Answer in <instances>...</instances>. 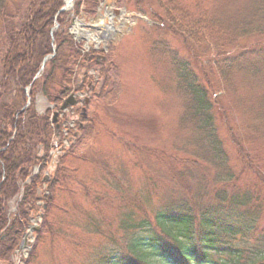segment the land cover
Returning a JSON list of instances; mask_svg holds the SVG:
<instances>
[{
	"label": "trees",
	"instance_id": "obj_1",
	"mask_svg": "<svg viewBox=\"0 0 264 264\" xmlns=\"http://www.w3.org/2000/svg\"><path fill=\"white\" fill-rule=\"evenodd\" d=\"M74 1L71 12L59 14L64 0H0V98L9 94L12 100L0 104V264H14L30 220L39 214L42 218L34 232L35 243L28 257L21 259L22 264H38L39 248L56 235L58 214L68 212L72 205L74 211L78 207L74 202L70 208L62 205L63 196L72 198L74 190L87 197L95 194L79 181L77 170L73 177L65 169L68 163H86L76 151L94 132L88 116L75 111L68 120L76 124L77 134L70 131L65 135L61 126L57 137L52 110L40 114L36 107L39 95L58 108L69 94L83 91L91 95L92 104L116 83H111L113 72L107 57L103 63L95 56L98 52L85 58L82 45L68 30L71 14L94 18L102 0ZM239 1L208 0L202 13L195 15V9L189 12L178 0L168 4L167 0H117V5L131 4L147 14L154 29L175 27L185 40L207 51L215 45L217 55L209 62L208 71L201 69L203 79L192 67L193 61L179 59L177 53L170 58L175 91L182 101L179 125L191 134V164L214 166L221 175L193 187L184 182L182 173L181 186L172 200L152 218L133 220L127 215L121 225L129 237L122 249L102 251L91 264H157L156 259L162 264H264V176L259 175L248 150V145L264 140V101L254 98L255 119L247 131L227 132L239 153L237 166L231 165L219 131L222 94L234 92L241 83L251 87V83L264 80V50L257 51L255 41L264 38V0ZM231 7L236 9L234 13ZM153 47L154 52H167L163 46ZM52 54L35 80L43 60ZM192 58L198 64V57ZM95 67L101 70L102 85L92 90L87 74ZM217 94L221 96L216 98ZM257 101H262L261 105ZM241 135L248 140L242 141ZM64 140H69L66 148ZM56 148L62 155L53 164ZM68 182L75 188H69ZM11 203L14 213L10 212ZM75 213L86 216L78 210Z\"/></svg>",
	"mask_w": 264,
	"mask_h": 264
},
{
	"label": "rangeland",
	"instance_id": "obj_2",
	"mask_svg": "<svg viewBox=\"0 0 264 264\" xmlns=\"http://www.w3.org/2000/svg\"><path fill=\"white\" fill-rule=\"evenodd\" d=\"M116 1L102 2L98 15L94 18H88L84 13L76 17L71 14L68 30L76 22L81 23L79 42L85 44L86 33L91 39L97 37L102 40L97 54L102 57L101 63L107 57L110 71L114 73L111 83H116L109 93L102 94V97L87 108L89 128L92 127L94 132L76 151V155L84 156L86 163H68L65 166L73 177L76 176L75 170L79 172V181L95 193L92 196L97 200L94 201L92 196L87 197L85 193L81 194L76 190L72 198L63 196L62 205L70 208V202H74L73 204L78 205L76 211L86 213V216L75 213L73 205L68 212L59 213L55 221L56 235L48 239L47 245L39 248L38 264H91L94 256L102 251L122 249L121 246L129 237L128 232L122 228L123 219L127 215L133 217V220L141 217L152 218L177 194L182 173L186 178L184 182H190L193 187H197L206 178L207 181L203 183L209 180L213 182L221 175L214 166L200 163L201 167H196L191 164V134L188 135L179 125L182 101L175 91V76L170 58L172 53H177L179 59L193 61L192 67L203 79L201 69H210L209 62H214L217 55L215 45L207 51L204 50L205 47L185 40L175 27L168 30L169 26L163 25L161 30L154 29L153 21L147 14L140 12L138 8L135 10L131 4L125 5L126 7L117 5ZM178 1L189 12L195 9V15L202 13L205 3L208 2ZM169 2L171 0H167V4ZM239 2L243 3L244 0ZM115 9H126L128 16L124 18L121 13L114 12ZM231 10L232 13L236 11L233 7ZM170 15L174 17V13ZM112 17L114 26L120 28V31L112 39L105 41L102 38V28L110 25ZM122 22L125 23L124 26H121ZM212 41H215L214 37ZM255 41H258L257 51L264 50V38ZM153 44L163 46L167 52H154ZM94 46V42L90 43L91 54ZM191 49L194 50L192 54ZM195 56L198 57L196 65L192 58ZM100 71L97 67L90 69L87 74L88 82L100 87ZM251 85L255 88L241 83L234 92H224L222 100L219 101L223 108L219 131L233 167L239 162V153L228 140L227 132L247 131L255 119L252 111L254 106L251 107L256 103L254 98L264 101V80ZM84 94L81 95L85 96ZM8 95L0 98V104L12 103ZM219 96L221 95H215L216 98ZM262 101H257V104L261 105ZM36 104L40 114L50 107L47 100L40 95ZM83 107L79 104L70 113L73 114ZM67 130L68 133L76 132L77 127L72 124ZM241 139L244 142L248 140L244 135H241ZM68 142L69 140L63 141V148L68 147ZM58 143L59 141L56 144ZM248 144L249 141L245 145ZM248 150L252 153L259 175L264 176V140L248 145ZM61 155L62 152L56 149L52 163L56 164ZM184 165L187 166L183 167ZM71 184L68 187L74 189L75 186ZM14 211V203H11L10 212ZM32 225L40 226L39 214L33 216ZM28 239L35 243L32 234ZM28 250L27 248L26 252L29 255ZM24 257V253L14 257V264H22L21 259ZM155 262L162 264L158 259Z\"/></svg>",
	"mask_w": 264,
	"mask_h": 264
},
{
	"label": "water",
	"instance_id": "obj_3",
	"mask_svg": "<svg viewBox=\"0 0 264 264\" xmlns=\"http://www.w3.org/2000/svg\"><path fill=\"white\" fill-rule=\"evenodd\" d=\"M73 2H74L73 0H64V7L60 10L59 13H63V12H65V11H68L69 9H71V8H72V5H73ZM52 57H53V56H51V57H47V58L43 61L42 68H41V72L43 71V69H44L45 64L47 63V61H48L49 59H51ZM88 102H89V99L86 98V99H85V103L88 104ZM76 103H77V99H76V97H75V96H71L69 99H67V100L63 103L62 107L60 108V111H64L66 108H68V107H70V106H73V105H75ZM57 116H58V114L55 113V114H54V119H56ZM26 242H27L26 239H24L22 247L25 246Z\"/></svg>",
	"mask_w": 264,
	"mask_h": 264
},
{
	"label": "bare ground",
	"instance_id": "obj_4",
	"mask_svg": "<svg viewBox=\"0 0 264 264\" xmlns=\"http://www.w3.org/2000/svg\"><path fill=\"white\" fill-rule=\"evenodd\" d=\"M112 24H113V22H112ZM121 24H122L121 26L125 25L124 22H122ZM74 30L78 34V36L80 37L79 23H77ZM119 31H120V28H116L115 26L109 25V28L107 29V32L104 35V40L108 41V40L112 39ZM87 37H88L87 46H90V43H92V42L99 44V42L101 41L97 37H93L92 39H91L90 35H88Z\"/></svg>",
	"mask_w": 264,
	"mask_h": 264
}]
</instances>
